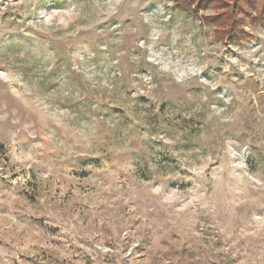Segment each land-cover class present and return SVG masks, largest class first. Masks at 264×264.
I'll list each match as a JSON object with an SVG mask.
<instances>
[{
	"label": "rangeland",
	"instance_id": "1",
	"mask_svg": "<svg viewBox=\"0 0 264 264\" xmlns=\"http://www.w3.org/2000/svg\"><path fill=\"white\" fill-rule=\"evenodd\" d=\"M214 4L0 0V264H264V25Z\"/></svg>",
	"mask_w": 264,
	"mask_h": 264
},
{
	"label": "trees",
	"instance_id": "2",
	"mask_svg": "<svg viewBox=\"0 0 264 264\" xmlns=\"http://www.w3.org/2000/svg\"><path fill=\"white\" fill-rule=\"evenodd\" d=\"M194 1H196L197 6L195 7L198 11L204 10L203 8L206 3H210L213 6L215 5L214 2L218 1L222 4L224 12L202 18L209 22L211 21L220 27L216 37L222 43L224 42V44H227V42L240 43L241 41L250 39V36L243 29L244 22H242V20L246 21L247 19H251L253 14L256 15V21L259 24L264 25V0H230V3L227 2V4H223L221 2L222 0ZM174 3L176 4V7L188 12L194 11L195 9V7L192 6L193 0L192 2L174 0ZM253 22L255 21L253 20Z\"/></svg>",
	"mask_w": 264,
	"mask_h": 264
}]
</instances>
